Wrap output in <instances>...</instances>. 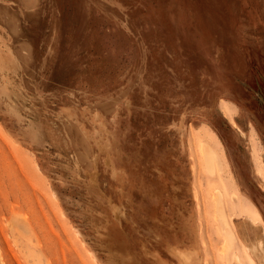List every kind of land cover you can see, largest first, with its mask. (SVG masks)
I'll return each instance as SVG.
<instances>
[{"label": "rangeland", "instance_id": "374dc122", "mask_svg": "<svg viewBox=\"0 0 264 264\" xmlns=\"http://www.w3.org/2000/svg\"><path fill=\"white\" fill-rule=\"evenodd\" d=\"M186 217L255 264L264 0H0V264H179Z\"/></svg>", "mask_w": 264, "mask_h": 264}, {"label": "crops", "instance_id": "0c3cea01", "mask_svg": "<svg viewBox=\"0 0 264 264\" xmlns=\"http://www.w3.org/2000/svg\"><path fill=\"white\" fill-rule=\"evenodd\" d=\"M29 54V53H28ZM98 151L99 154L98 155H110V134L108 135H103L100 139V141L98 142ZM262 217V216H261ZM185 223H187L186 225V230L184 229L183 232L181 233L182 238V242L176 243L174 248L171 247H165L163 250L166 251L167 253L171 254L177 261L179 264L182 263V260L179 258V256L177 255V252H182V251H190L193 252V257H192V263L191 264H202V259L200 257L199 251H196L195 248V244L190 240L193 239V236L195 237V235L190 232L191 228L189 226V221L188 218H185ZM241 219L237 222V226H238V231L241 233L240 235H242V237H244V240L246 239L245 235L247 234L248 236V241H249V246L251 245H256L259 241H262V243H264V220L262 218V223L261 225H258V229L254 232H249L248 231V224L245 223H240ZM250 225V224H249ZM251 227V225H250ZM245 229L247 230V232L245 233ZM186 234L188 235V237L186 236ZM192 237V238H191ZM195 240V238H194ZM175 249L176 254H174V252H172L171 250ZM255 263L256 264H260L264 261V259H260V254L257 253L255 254ZM258 256V257H257ZM164 262V261H163ZM165 264V262L163 263Z\"/></svg>", "mask_w": 264, "mask_h": 264}, {"label": "bare ground", "instance_id": "6f19581e", "mask_svg": "<svg viewBox=\"0 0 264 264\" xmlns=\"http://www.w3.org/2000/svg\"><path fill=\"white\" fill-rule=\"evenodd\" d=\"M109 167H110V165H109ZM246 224H248V231L249 232H254V231H256L258 229L257 224H255L253 222H248ZM249 224L251 225V227H250ZM163 241L166 242L165 239ZM168 246L171 247V248H174L175 247V243H173L172 241H169L168 244H167V247ZM245 250L249 254V257L253 260L254 263H255V259L254 258L256 257L255 254H257V253L260 254V259H264V248L262 246V241H259L256 245H251V246L245 245ZM171 251L174 252V254H176L175 249H172ZM237 260H236V262H237ZM260 264H264V263L262 262Z\"/></svg>", "mask_w": 264, "mask_h": 264}]
</instances>
